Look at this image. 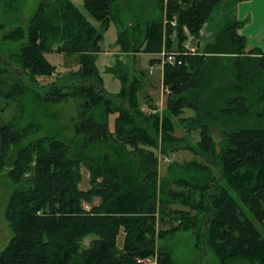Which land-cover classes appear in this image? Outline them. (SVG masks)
Segmentation results:
<instances>
[{
	"label": "trees",
	"instance_id": "trees-1",
	"mask_svg": "<svg viewBox=\"0 0 264 264\" xmlns=\"http://www.w3.org/2000/svg\"><path fill=\"white\" fill-rule=\"evenodd\" d=\"M115 1L83 0L84 9L97 26L71 0L40 2L26 30L17 26L3 36L17 40L26 34V43L15 55L19 80L26 75L33 79L51 76L55 68L46 53L72 57L76 68H69L62 80L48 84L43 102L84 99V109L74 120L75 133L84 137L83 146L110 137L138 155L139 167L128 168L105 156L104 164L87 166L90 186L81 190L82 159L71 157L66 144L52 137L24 144L25 128L17 129L11 121L0 118V169L9 166L8 176L15 184L26 180V186L15 189L5 207L12 237L0 251V264H141L137 258L157 254L156 238L182 225L216 251L218 264H264V235L254 222L264 221V103L260 104L264 88L263 93L258 91L253 109L243 84L248 80L253 83V70L247 63L254 59L240 62L235 58L232 79L218 69L222 55H264L260 47L247 48V38L237 32L247 20L226 17L201 54L185 56L178 66L166 65L163 83L170 88L166 111L148 102L149 94L145 101L153 111H145L137 99L145 83L143 74L129 73L125 64L115 61L109 71L119 78L121 88L109 93L101 85L95 65ZM221 2L159 0L165 17L176 19L179 46L186 33L199 40L200 29L211 22ZM3 3L0 0V6ZM128 30L117 33L116 44L122 52L160 50L161 18L147 24L142 44L126 41ZM168 32H172L169 26ZM173 43L168 40V47ZM260 60L264 61V56ZM2 87L0 83L4 99L20 100L24 92L18 83L8 91ZM95 107L104 108L101 120L92 114ZM185 110L192 113L184 116ZM111 114H115L113 131L108 126ZM248 117L254 118L252 124L231 126V119ZM178 125L185 130L184 136L197 134L194 145L174 134ZM182 147L194 155L184 165L208 171L207 182L199 185L198 179L174 180L179 191H171L164 184L160 187L159 157L154 149L160 148L164 155ZM164 189L168 190L165 194ZM95 197L98 204L93 203ZM173 203L188 209L171 208ZM87 237L91 239L85 246ZM157 261L162 264L159 256Z\"/></svg>",
	"mask_w": 264,
	"mask_h": 264
},
{
	"label": "rangeland",
	"instance_id": "rangeland-1",
	"mask_svg": "<svg viewBox=\"0 0 264 264\" xmlns=\"http://www.w3.org/2000/svg\"><path fill=\"white\" fill-rule=\"evenodd\" d=\"M50 1L53 0H4L3 5L0 6V71L4 80V82L2 81L0 83L5 91H8L14 83H18L21 90L24 91L20 100L17 99L13 101L11 99H4L0 96V118L5 122L11 121L17 129L25 128L26 135L23 139L24 144L41 137H52L66 144L71 157L82 159L80 164L82 180L78 184V187L81 190H86L90 186L88 165L94 166L96 164H104V158L108 156L112 162H119L125 167L136 169L139 167V157L136 153L130 151L128 147H124L121 142L113 141L110 137L106 141L98 140L92 144L83 146L84 137L83 135H77L75 133L74 120L78 119L81 111L84 109V99L80 97H68L59 102H43L42 95L48 88V84L52 80H62L64 77L63 75L70 70L69 68H76V62L72 57L55 52L46 53L45 57L47 61L55 68L51 76H39L33 79L29 75H26L22 80L16 78L17 76L15 73L19 71V68L15 67V55L19 53L21 46L26 43V34L17 40L4 39L3 36L17 26H21L26 30L37 5L40 2ZM71 1L86 15L87 19L92 24L95 26L98 25V22L84 9L83 0ZM230 9L233 10L232 1L222 0L216 7L210 20L212 23L214 22V28H220L224 24V19L226 17L230 18ZM110 16V26L104 31L103 39L99 43L101 50L96 55L95 65L101 77V85L103 88L109 93H117L121 88L120 80L109 71L110 60L116 57V54L113 55V53H108L111 51H118L116 49L117 46H113V42L117 37V31L128 28V31L133 32L137 39L142 40L145 36L143 30L147 21L153 18H161L162 25H164L163 21L167 18L164 15V10L159 0H116L112 6ZM130 23L132 25L134 24V28L130 27ZM207 39L208 38L202 39L203 45L200 51H202V47L205 44L204 41ZM254 56L255 57H248V55H240L239 57H234L232 54L222 55L219 57L221 59V67L218 68L220 73H224V75L226 74L232 79L236 73L233 66V60L235 58H238L240 62L241 60H250V58L254 59L247 63L253 70L251 74L252 80H250L253 83H250L248 80L243 84V90L247 96L248 105L253 109L257 107L256 100L258 99V91L263 93L261 89L264 88V61L260 60L264 55L259 53ZM147 57L148 55L142 54L140 60H138L139 57H136V63L125 66L129 70V73L143 74L145 84L151 85V87H143V89L137 93L139 105L144 109L148 107V102H150L158 106L159 111L165 108V112L166 97L170 94V88L164 84L168 88V93L163 91L162 94L160 90V80L157 81L158 74L156 72L151 75V77H153L152 80L146 78V74H148L146 67L149 66L148 61H146ZM8 65L14 66L12 69L7 70L5 68ZM146 94H149V101H145ZM262 103H264V101L260 104ZM18 104H21V106H18ZM93 112L92 114L98 120H101L104 114V108L95 107ZM161 113H163V111ZM191 113V111L185 110L184 116L190 115ZM114 115L115 114H111L108 117V126L111 131H113ZM252 121H254L253 117L244 119L233 118L230 120V123L231 126L237 127L240 122L243 123L244 126H247L252 124ZM174 134L178 137L184 136L185 130L178 125ZM218 135V131H215V136ZM197 139V134L192 133L191 135L184 136L183 142L194 145ZM154 151L159 157L158 171L160 178L158 183L160 187L162 185L164 188V184L166 188H171V191H179L181 188L175 181L180 179L192 182H197L198 179L199 181L197 184L199 185L207 182L209 176L208 171H200L196 168L189 169L187 165H184L188 160L194 158V155L188 147H182L179 150L171 151L164 155L160 154V148L154 149ZM163 156H166L168 161L161 158ZM209 167L211 172L215 174L216 170L211 166ZM9 168V166L5 165L0 169V251L12 237L11 227L4 215L5 207L12 192L19 187L26 186L25 179L19 184L12 182L8 176ZM195 173L198 174V176L193 178ZM199 174L201 176H199ZM25 177H27V175H25ZM163 191L165 194V191L168 190L164 189ZM230 192L234 197H237L233 191ZM98 202L99 198L95 197L93 203L98 204ZM84 206L90 208L89 204H84ZM171 208L188 209L177 203L171 204ZM254 222L264 235V221L260 224L256 221ZM90 239V237L85 238L83 244L88 246ZM119 242H121V237ZM156 250L158 255L155 253L152 256L156 257V264H158V256L161 258L162 264H218L219 261L216 251L208 245L203 244L197 239L194 231L191 229H184L183 225L175 231L167 233L163 238H156ZM247 261L248 260H245V262Z\"/></svg>",
	"mask_w": 264,
	"mask_h": 264
},
{
	"label": "crops",
	"instance_id": "crops-1",
	"mask_svg": "<svg viewBox=\"0 0 264 264\" xmlns=\"http://www.w3.org/2000/svg\"><path fill=\"white\" fill-rule=\"evenodd\" d=\"M232 1V6H233V10L230 9L229 10V17L232 20H238V21H242V20H247L238 30L237 32L242 35L245 36L247 38V48L250 47H260L263 51H264V0H231ZM154 19V18H153ZM152 20V19H151ZM147 21L143 33L145 32V28L147 26V24L151 21ZM164 23V21H163ZM110 26V25H109ZM130 27L134 28V24L132 25L130 23ZM163 28V25H162ZM126 29V28H124ZM122 29V30H124ZM219 27L214 28V22H206L202 28L200 29V38L197 42V44L199 45V47L201 48V46L203 45L202 39L204 38H208L207 40L204 41V43L211 41V39L213 38L214 34L218 31ZM119 30V31H122ZM117 31V33L119 32ZM117 38V37H116ZM116 38L115 41L113 42V46H117V52H108V53H113L116 54V57L111 58L110 63H109V67L113 66L115 61H119L122 62L125 65H129V64H133L136 63V57H139L138 60H140V56L142 54H146L148 55L146 61H148V65L150 64V60L153 59L154 57H156V52L155 53H147V52H143V51H138V52H122L119 48L120 46L116 44ZM126 41L132 42H140L142 44L143 39H137V37L134 35L133 32H129L128 38ZM115 48V47H114ZM98 54V53H97ZM125 57V59H124ZM124 61V62H123ZM96 62V60H95ZM141 62V61H140ZM148 70V67H146ZM157 73V81L162 80L161 77V73L160 70L158 68L153 70V73ZM149 74V73H148ZM146 74V78H148L149 80H152L153 77H151L152 74ZM112 75V74H110ZM114 77V76H113ZM151 87L150 84H145L143 85V87Z\"/></svg>",
	"mask_w": 264,
	"mask_h": 264
},
{
	"label": "built area",
	"instance_id": "built-area-1",
	"mask_svg": "<svg viewBox=\"0 0 264 264\" xmlns=\"http://www.w3.org/2000/svg\"><path fill=\"white\" fill-rule=\"evenodd\" d=\"M168 26L172 29V32H168ZM176 19H166L164 21L163 30H162V42L161 48L156 53L155 61L149 65L148 72L149 74L153 73V70L158 68L161 73V77L163 78V71L166 65L170 66H178L183 62V58L185 56L197 55L200 54V48L197 44V41L193 38L192 35L186 33V37L180 42V46L176 43ZM168 40L174 42L172 47H168ZM161 92L168 93V88L164 85L163 79L161 80ZM145 111H153L149 108H144ZM165 161H168L167 157H161ZM141 264H156V257H144L137 258L136 260Z\"/></svg>",
	"mask_w": 264,
	"mask_h": 264
}]
</instances>
